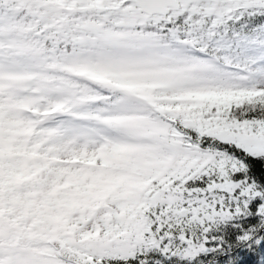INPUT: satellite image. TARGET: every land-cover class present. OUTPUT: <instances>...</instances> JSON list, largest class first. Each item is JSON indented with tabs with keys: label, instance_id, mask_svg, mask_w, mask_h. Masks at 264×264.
Segmentation results:
<instances>
[{
	"label": "snow or ice",
	"instance_id": "6c2138e0",
	"mask_svg": "<svg viewBox=\"0 0 264 264\" xmlns=\"http://www.w3.org/2000/svg\"><path fill=\"white\" fill-rule=\"evenodd\" d=\"M0 264H264V0H0Z\"/></svg>",
	"mask_w": 264,
	"mask_h": 264
}]
</instances>
